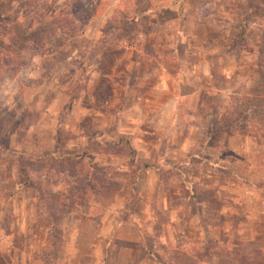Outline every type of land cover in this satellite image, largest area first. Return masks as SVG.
<instances>
[{
	"label": "rangeland",
	"instance_id": "374dc122",
	"mask_svg": "<svg viewBox=\"0 0 264 264\" xmlns=\"http://www.w3.org/2000/svg\"><path fill=\"white\" fill-rule=\"evenodd\" d=\"M263 60L264 0H0V264H89L70 218L166 200L168 140L263 131Z\"/></svg>",
	"mask_w": 264,
	"mask_h": 264
},
{
	"label": "crops",
	"instance_id": "0c3cea01",
	"mask_svg": "<svg viewBox=\"0 0 264 264\" xmlns=\"http://www.w3.org/2000/svg\"><path fill=\"white\" fill-rule=\"evenodd\" d=\"M259 80L256 73L248 78L251 95L264 97V77L263 82ZM223 85L216 89L228 92ZM171 87L164 92L175 96ZM191 87V96L200 90ZM238 137L181 140L177 146L168 140V147L159 151L169 160L165 164L168 198L162 201L164 192L156 197V187L150 186L153 180L147 186L153 193L152 203L136 205L141 214L135 211L131 217L125 216L128 207L117 196L110 202L96 201L99 216L86 213L70 218L69 227L79 240L73 256L88 257L89 264H264V184L260 185L264 182V164L260 163V159L264 161V130ZM136 141L133 143H139ZM194 155L201 156L200 163H193ZM205 165L209 168H202ZM116 169L125 172L122 165ZM110 173L106 176L112 182ZM143 197L149 198L147 194ZM160 214L164 220L159 219ZM9 237L2 233L0 241Z\"/></svg>",
	"mask_w": 264,
	"mask_h": 264
},
{
	"label": "trees",
	"instance_id": "16d2710c",
	"mask_svg": "<svg viewBox=\"0 0 264 264\" xmlns=\"http://www.w3.org/2000/svg\"><path fill=\"white\" fill-rule=\"evenodd\" d=\"M125 21H128V20H125ZM245 100L248 101V108H249L248 112L249 113L252 114V113L255 112V110H261V111L264 112V97L254 98V99L246 98ZM238 101H240V98L238 99ZM231 123H232V121H231ZM227 131L229 133H233L234 132L230 128H227ZM23 174L25 175V172L24 171H23ZM263 184H264V182H262L260 185H263Z\"/></svg>",
	"mask_w": 264,
	"mask_h": 264
}]
</instances>
